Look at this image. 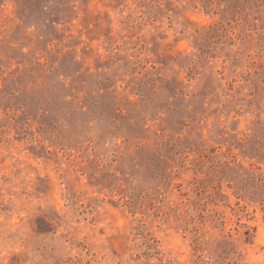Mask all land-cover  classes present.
<instances>
[{"label":"rangeland","instance_id":"rangeland-1","mask_svg":"<svg viewBox=\"0 0 264 264\" xmlns=\"http://www.w3.org/2000/svg\"><path fill=\"white\" fill-rule=\"evenodd\" d=\"M264 0H0V264H264Z\"/></svg>","mask_w":264,"mask_h":264},{"label":"trees","instance_id":"trees-1","mask_svg":"<svg viewBox=\"0 0 264 264\" xmlns=\"http://www.w3.org/2000/svg\"><path fill=\"white\" fill-rule=\"evenodd\" d=\"M241 149L245 153L246 156L250 158H259L261 159V153L264 151V140H257V139H251L248 141L243 142ZM258 180L261 181V188L264 191V182L263 178H258ZM261 201H264V198H261Z\"/></svg>","mask_w":264,"mask_h":264}]
</instances>
